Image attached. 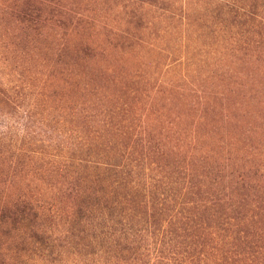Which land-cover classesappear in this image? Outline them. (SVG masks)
<instances>
[{
	"label": "rangeland",
	"instance_id": "rangeland-1",
	"mask_svg": "<svg viewBox=\"0 0 264 264\" xmlns=\"http://www.w3.org/2000/svg\"><path fill=\"white\" fill-rule=\"evenodd\" d=\"M221 2L0 0V127L20 131H0L4 210L63 226L76 157L106 158L160 212L129 264H264V0ZM20 233L0 228V264Z\"/></svg>",
	"mask_w": 264,
	"mask_h": 264
},
{
	"label": "trees",
	"instance_id": "trees-1",
	"mask_svg": "<svg viewBox=\"0 0 264 264\" xmlns=\"http://www.w3.org/2000/svg\"><path fill=\"white\" fill-rule=\"evenodd\" d=\"M221 4L234 16L241 13L237 0H222ZM76 163L86 182L83 197L61 227H39L33 206L15 205L17 210L8 213L4 210L8 202L0 199V228L21 229L20 237L30 244L23 257L18 255L19 264L137 263L150 249L146 245L152 236L148 225L159 221L160 212H149L146 202L125 189L131 174L125 164L91 156L76 157Z\"/></svg>",
	"mask_w": 264,
	"mask_h": 264
},
{
	"label": "clouds",
	"instance_id": "clouds-1",
	"mask_svg": "<svg viewBox=\"0 0 264 264\" xmlns=\"http://www.w3.org/2000/svg\"><path fill=\"white\" fill-rule=\"evenodd\" d=\"M0 131L12 133V134H20L19 125L15 122H9L7 125L0 127Z\"/></svg>",
	"mask_w": 264,
	"mask_h": 264
}]
</instances>
